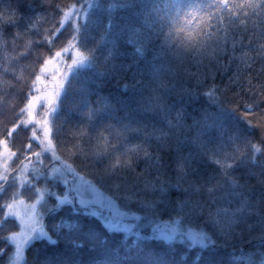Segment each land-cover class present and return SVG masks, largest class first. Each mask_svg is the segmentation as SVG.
I'll return each instance as SVG.
<instances>
[{"label": "trees", "instance_id": "obj_1", "mask_svg": "<svg viewBox=\"0 0 264 264\" xmlns=\"http://www.w3.org/2000/svg\"><path fill=\"white\" fill-rule=\"evenodd\" d=\"M72 8L84 14L64 21ZM68 46L78 50L83 63L69 69L67 57L61 67L60 76H66L45 122L51 153L42 139L32 137L39 133L27 109L43 66ZM185 91L203 95L191 102L181 97ZM171 105L175 108L169 111ZM182 105L186 120L176 126ZM205 112L215 129L198 138L197 146L185 145L194 175L215 172L209 156L224 168L242 155L236 175L245 189L255 184L259 192L258 181L264 178V0H0V143L12 153L8 175L0 181V200L13 199L23 189L31 198L25 185L43 175L52 159L65 162L80 153L75 163L84 169L98 154L111 165L117 158L136 161L147 151L174 148L178 140L198 136L200 125H193L192 117ZM252 145L261 152L255 164ZM37 151L39 160L31 163L38 173H30L21 185L16 173ZM162 154L171 168L175 152ZM117 203L120 211L135 210ZM175 219L161 215L156 223L174 225ZM129 223L142 227V222ZM178 227L199 231L195 220ZM238 230L246 231L245 224ZM89 243H96L94 252L86 244L78 254L59 259L131 264L138 252L131 242L120 244L119 236L107 248ZM39 254L53 255L43 245Z\"/></svg>", "mask_w": 264, "mask_h": 264}, {"label": "snow or ice", "instance_id": "obj_2", "mask_svg": "<svg viewBox=\"0 0 264 264\" xmlns=\"http://www.w3.org/2000/svg\"><path fill=\"white\" fill-rule=\"evenodd\" d=\"M184 95L197 102L203 94L185 91ZM168 108L171 111L175 105ZM176 120V126L186 120L183 105ZM192 124L200 125L198 136L178 140L174 148L155 154L147 151L136 161L117 158L109 165L98 154L82 169L75 163L80 153L65 162L50 160L43 175L25 185L32 191L31 198L21 190L11 210V196L0 200V264H117L95 258L59 259L61 254H78L86 244L94 252L96 243L89 242L107 248L117 236L120 244L131 242L138 249L131 264H264V178L258 181L259 192L255 184L245 189L236 175L243 167L242 155L224 168L209 156L215 172L207 177L194 175L185 145L197 146L198 138L202 140L216 124L206 112L193 116ZM251 147L255 164L261 152L258 145ZM164 152L176 154L171 168ZM118 201L135 210L120 211ZM21 203L28 209L24 215L18 208ZM161 215H174L177 226L161 228L156 223ZM185 220L197 221L199 231H181L178 225ZM129 221L142 222V227ZM241 223L246 231L238 230ZM41 245L53 255H37Z\"/></svg>", "mask_w": 264, "mask_h": 264}, {"label": "rangeland", "instance_id": "obj_3", "mask_svg": "<svg viewBox=\"0 0 264 264\" xmlns=\"http://www.w3.org/2000/svg\"><path fill=\"white\" fill-rule=\"evenodd\" d=\"M84 14L83 9H77L72 8L65 12L63 15V20H75L77 18L82 17ZM71 46H68V48H64L63 51H60L59 53L55 54L50 60H48L45 65L42 68L41 76L39 77L38 82V90L36 93L30 98V101L28 103V115L30 117V123L35 125V128H37V131L39 135L33 134L32 137L36 140L42 139L44 142L45 147L49 152H53V148L50 142L49 138V132L47 128L46 118L47 116H50V112L55 109L56 101L59 96L60 89L63 85L62 80H64V76H60V70L62 65H64L67 61V57H69V61L67 62V65L69 66V69H72L74 67L80 66L83 63V60L81 59L80 53L77 49L70 48ZM63 52V53H62ZM39 109L41 112H39ZM39 151L33 152V157L30 159V161H26L24 164H22L21 168L17 171V178L18 182L22 185L29 181L30 173H38V168L36 166V163H31V161H38L39 158L37 154ZM11 151L9 150L8 146L5 142L0 143V181L4 180L6 176L8 175V162L11 159ZM54 157V155H53ZM55 158V157H54ZM73 177L69 175L67 179ZM72 184L69 186L71 187ZM20 197V195L14 197L12 199L11 204L9 205V210H11V207L16 203V200ZM85 198H88V194H85ZM26 203V202H25ZM25 203H21L18 205L19 211L22 215L28 212V209L25 206ZM6 214H8L6 212ZM11 218V217H10ZM177 226V225H174Z\"/></svg>", "mask_w": 264, "mask_h": 264}, {"label": "water", "instance_id": "obj_4", "mask_svg": "<svg viewBox=\"0 0 264 264\" xmlns=\"http://www.w3.org/2000/svg\"><path fill=\"white\" fill-rule=\"evenodd\" d=\"M161 227L162 228H164V227H173V225L164 223V224L161 225ZM181 231L187 232V230H181Z\"/></svg>", "mask_w": 264, "mask_h": 264}, {"label": "bare ground", "instance_id": "obj_5", "mask_svg": "<svg viewBox=\"0 0 264 264\" xmlns=\"http://www.w3.org/2000/svg\"><path fill=\"white\" fill-rule=\"evenodd\" d=\"M162 224H164V223H162ZM162 224H161V225H162ZM161 228H162V227H161Z\"/></svg>", "mask_w": 264, "mask_h": 264}]
</instances>
